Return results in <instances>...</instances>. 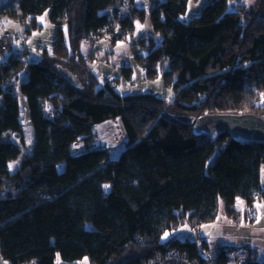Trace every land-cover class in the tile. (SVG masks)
<instances>
[{
    "label": "trees",
    "instance_id": "trees-1",
    "mask_svg": "<svg viewBox=\"0 0 264 264\" xmlns=\"http://www.w3.org/2000/svg\"><path fill=\"white\" fill-rule=\"evenodd\" d=\"M124 1L18 0L22 22L30 18L37 28V18L48 12L56 36L39 61L0 56V255L10 264L86 256L91 264H145L173 246L198 256L195 238L163 235L186 222L192 228L214 222L221 206L238 225L256 220V213L233 206L237 199L250 206L264 198V143L240 142L227 133L210 141L184 118L263 115L260 2L229 9V0H212L185 21L189 0H151L149 12L131 0L132 15L114 23ZM147 15L161 39L142 38L133 46L134 58L147 79L162 76L174 86L172 100L120 94L90 67L83 49L91 35L103 36L109 26L108 32L120 30L111 43L128 38ZM26 68L28 80L17 85ZM62 70L77 76L79 85ZM122 71L131 77V66ZM20 94L34 127L30 151L11 140L14 133L6 128L20 115ZM117 117L128 138L111 158L96 125ZM21 154L11 170L9 163ZM246 264H264V257L251 248Z\"/></svg>",
    "mask_w": 264,
    "mask_h": 264
},
{
    "label": "rangeland",
    "instance_id": "rangeland-1",
    "mask_svg": "<svg viewBox=\"0 0 264 264\" xmlns=\"http://www.w3.org/2000/svg\"><path fill=\"white\" fill-rule=\"evenodd\" d=\"M212 0H189L188 10L182 19L189 21L195 16H198L204 6ZM249 5H258L260 2V8L262 13H264V0H244ZM235 0H229V9L236 8ZM136 4L139 7H144L149 12L151 0H136ZM0 28L8 29L12 34V42L9 45V49L3 54L5 57L10 55H18L22 59L31 61H39L44 57V50L52 51L54 39L56 36V26L52 24L48 18V12L40 15L37 20L39 26L34 28L31 25L30 18H27L25 22H22L23 19L19 17V6L18 0H0ZM41 17L43 21H41ZM152 35L157 42L161 39V34L155 31L149 15L147 18L142 20H137L135 23V29L131 36L126 39L118 40L116 43L104 42L102 44V49L99 52V56L103 59V62L96 63L94 58L96 56L95 48L91 41H85L83 44V49L86 55L90 53L89 62L90 67L103 79L113 80L114 78L119 81L116 86L117 91L122 94H152L159 98H165L172 100L176 96V89L174 86H166L162 76H159L156 79H147L145 77L144 67L137 62L134 58V44H137L145 36ZM27 51V52H25ZM140 52H143L139 48ZM2 56V55H0ZM124 66L132 67L131 77L128 79L125 77L122 69ZM95 68V69H94ZM79 77L83 79L84 69L81 68V71L78 72ZM29 78V71L26 68L20 75V78L17 82V85H20L22 82H25ZM264 105V94H263ZM20 115L13 120L12 122L7 123L6 128H11L14 136L11 137L16 144H18L23 150H32L34 143V127L30 118L29 109L26 103V98L20 94ZM264 114V113H263ZM112 123V142L106 143L108 146L113 148L110 150L109 156L111 158H116L119 156L122 149L125 147L123 144L127 140V136L117 120L109 119ZM118 127L124 133V140L115 141L114 140V130ZM105 145V144H103ZM110 148V147H109ZM22 160V154L19 155L16 159L12 160L9 163L11 170L15 171L19 166ZM108 186V185H107ZM264 203V201H262ZM245 211V210H243ZM256 215V214H255ZM251 223H242L240 225L236 224L232 219L228 217L223 206L219 209V215L214 222L204 224L202 227L192 228L189 222H186L179 229L172 232H168L163 235L162 240H165L169 237L177 236L180 238H195V231L197 229L202 230V234L206 236L209 245L211 248H217L221 246H234L240 244L244 239L249 238L252 242V235L259 234L257 232H246L239 235L243 228H251ZM263 231H260L264 236V227ZM250 232V233H249ZM252 245H261L263 246L264 241L255 239ZM264 247V246H263ZM140 249L136 247V250ZM260 254H264L261 251ZM125 255H128L126 253ZM264 256V255H262ZM0 264H10L9 261L2 258L0 255ZM59 264H91V261L88 256L83 259L76 260L73 262H62L59 261Z\"/></svg>",
    "mask_w": 264,
    "mask_h": 264
},
{
    "label": "built area",
    "instance_id": "built-area-1",
    "mask_svg": "<svg viewBox=\"0 0 264 264\" xmlns=\"http://www.w3.org/2000/svg\"><path fill=\"white\" fill-rule=\"evenodd\" d=\"M133 13V3L131 0H125L121 6L120 14L118 15L119 19H115L116 15H112V21L115 23L117 20H124L127 17H130ZM109 27H106V33L103 36L91 35L90 41L95 48L96 56L94 61L96 63L103 62V59L100 58L99 52L102 49V44L104 42H112L115 37V34L118 35L120 30L116 32H108ZM12 42V34L6 28H0V55H3L8 49L9 45ZM113 86H117V81L115 79L110 80ZM50 111L47 112L49 114ZM264 116V114H263ZM114 130V140L123 141L124 133L118 127ZM98 134V130L96 128ZM126 137V136H125ZM104 148L110 149L108 145H103ZM76 149L81 151L84 149V144L79 142L76 144ZM264 172V167H262ZM264 192V188H263ZM264 201V198L258 199L250 206H247L242 199H237L233 208L239 211L250 210L252 213H257L258 204ZM195 240L198 243L197 253L198 256H192L188 249L181 248L179 246L169 247L165 251H157L152 255L145 264H246V256L250 253L252 244L249 238L244 239L240 244L235 247L221 246L217 248H208L203 243V238L200 233V229L195 231ZM25 264H38L37 260H33L30 263Z\"/></svg>",
    "mask_w": 264,
    "mask_h": 264
},
{
    "label": "water",
    "instance_id": "water-1",
    "mask_svg": "<svg viewBox=\"0 0 264 264\" xmlns=\"http://www.w3.org/2000/svg\"><path fill=\"white\" fill-rule=\"evenodd\" d=\"M62 72L73 83L79 85V78L67 70ZM197 135L210 141L227 133L240 142L264 143V116L249 113H206L198 117H185Z\"/></svg>",
    "mask_w": 264,
    "mask_h": 264
},
{
    "label": "crops",
    "instance_id": "crops-1",
    "mask_svg": "<svg viewBox=\"0 0 264 264\" xmlns=\"http://www.w3.org/2000/svg\"><path fill=\"white\" fill-rule=\"evenodd\" d=\"M236 1H237L236 6L238 5L239 2H244V3L248 4L244 0H235V2ZM115 80H117V79H115ZM117 83H119V81ZM114 120H117L120 123V125L122 126L126 136L128 137V134L126 132V129H125V126H124L122 118L121 117H117ZM112 126L113 125H112V123L110 122L109 119H107V120H105V121H103V122H101V123L96 125V128L98 130V135H99V138H100V144L103 145V144L112 142L111 141L112 140ZM108 147H110V150L113 148L111 145L108 146ZM262 183L264 185V175H263ZM262 227H264V203L260 202L258 204V211L256 213V220L251 224V228H246V227L243 228L241 230V232L239 233V235L242 234V233L245 234L246 232H248L250 230V232H252V233L253 232L259 233V234L251 236L252 237L251 238L252 239L251 243H253L255 239H259L261 241H264V236L260 232V231H263ZM201 232H202V230H201ZM237 243H236V245H237ZM236 245H234V246H236ZM263 246H264V244H263ZM263 246L257 245V244L256 245H252V250H255L256 252H258L260 257H264V256H262L264 254H260L261 251H263V248H264Z\"/></svg>",
    "mask_w": 264,
    "mask_h": 264
},
{
    "label": "snow or ice",
    "instance_id": "snow-or-ice-1",
    "mask_svg": "<svg viewBox=\"0 0 264 264\" xmlns=\"http://www.w3.org/2000/svg\"><path fill=\"white\" fill-rule=\"evenodd\" d=\"M41 21H43V18L41 17Z\"/></svg>",
    "mask_w": 264,
    "mask_h": 264
}]
</instances>
